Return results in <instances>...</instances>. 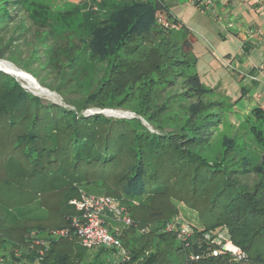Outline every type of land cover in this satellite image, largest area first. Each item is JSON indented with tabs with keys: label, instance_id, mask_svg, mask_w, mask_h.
<instances>
[{
	"label": "trees",
	"instance_id": "1",
	"mask_svg": "<svg viewBox=\"0 0 264 264\" xmlns=\"http://www.w3.org/2000/svg\"><path fill=\"white\" fill-rule=\"evenodd\" d=\"M94 1L96 10H83L80 0L54 12L35 0H0V60L64 103L43 100L0 70V186L63 199L55 221L33 226L41 248L30 249L24 234L11 232L20 224L10 214L17 204L0 195V264H114L113 249L98 246L89 255L77 242L71 222L78 211L68 200L82 192L129 208L134 200L151 208L160 196L182 193L196 209L197 222L186 219L189 234L175 242L159 231L175 210L152 207L157 228L132 243L120 237L132 253L119 264H157L164 253L158 243L170 236L178 264H236L224 241L250 264H264V156L252 163L232 136L214 151L222 112L194 70L191 33L162 0ZM250 115L264 124V108ZM251 132L264 146L262 131ZM201 199L207 205L198 207ZM7 246L15 248L5 252Z\"/></svg>",
	"mask_w": 264,
	"mask_h": 264
},
{
	"label": "rangeland",
	"instance_id": "2",
	"mask_svg": "<svg viewBox=\"0 0 264 264\" xmlns=\"http://www.w3.org/2000/svg\"><path fill=\"white\" fill-rule=\"evenodd\" d=\"M35 1L46 3L50 7L51 11L54 12H56L57 10L67 9L73 6L72 4L80 2V0L78 2L77 0ZM82 1H84L85 3L83 5V10L98 9V4L96 3V1L81 0V2ZM171 2L172 0L166 1L168 7L173 13L180 12L178 14V18H180L181 13H183L185 16L188 14L185 10V7L191 6V3L188 0H173L176 6L171 5ZM79 21L80 19L76 20L75 23H79ZM192 30L194 35V42L191 51L192 54L196 57L194 70L199 75L203 85L206 88H210L213 90L206 95V99L219 102V105H214L213 109L214 111L220 110L222 112L220 123L215 128L214 132L215 136L212 142L214 151L222 149V143L226 136H232L234 137L235 145L239 149L247 153L252 163L255 164L260 162V160L264 156V146L255 139L253 133L251 132V127L256 126L257 128H259L262 131V135L264 137V124L250 115V111L253 108L248 111V109L244 107L243 109L245 110H240L236 107H233L235 104L240 102V100L243 102V98H240L242 94L241 87L247 82L245 79H240L238 77V74L235 71L241 72V69L235 67V64L233 63L234 61H230V59L233 58H235L234 60H238L241 58V56L238 54L240 51V47L234 44L227 37L219 38V42L215 44L210 39L203 37L201 33L196 31V29L192 28ZM228 54L230 55V57L227 56ZM0 63L13 65L11 62L3 59L0 60ZM13 66L16 67L15 65ZM0 70L6 72V70L1 65ZM6 73H8V71ZM16 79L26 90L39 96L43 100L51 101L60 105L64 104L62 101V97L56 92L50 91L49 89L42 87L41 85L40 86L44 90L40 91V89L35 87L33 84L23 81L18 77H16ZM242 102L240 103L242 104ZM101 110L102 109L88 108L87 110H85V112L90 114L92 111H97L103 113L104 115L113 117L133 116V113L128 110L107 108L104 109V111ZM0 191L2 193H0V195L5 197L12 204H17L15 208L10 209V214L15 217V220L18 223H20L19 227H17L18 229L11 231L12 234H14V237L18 238L22 233L28 240V243H26L25 246L30 247V249L41 248V242L37 239L33 240L31 238L35 237L37 234L35 232L36 229L33 226H44L47 223L55 221L58 218L59 209H61L60 206L63 205L62 194L60 192H49L46 194L35 196L28 191H19L16 189L8 190L1 186ZM182 196V193H177V196L175 197H172V195H163L158 197L152 204V207L154 208L159 207L164 210H175L176 213L170 219V223L167 222L164 227L159 230L161 232L168 233L171 236L174 235L173 237L175 239V242L183 241L184 234L183 232H181V230L187 228L185 222L186 219L192 223L197 222L196 209H192V207L188 206L185 200L180 198ZM70 200H68V204H71ZM193 202L196 203L195 200H192V203ZM130 204L131 207L133 206L132 208H129L127 204H123L119 200V208H122L125 214L130 217V224H126L121 220L122 214L113 216L110 215L106 218V225L108 226V229L120 239L122 249L124 250L123 255L119 254L118 250L112 251L111 258H109L110 262H112V260L119 261V263L129 261L132 252L130 250V244H123L125 242V239H128L129 242L132 243L134 239L141 237L144 234H148L149 231L153 228H157L156 223L149 221V213L152 207L149 208L147 205L141 204L135 200L131 201ZM196 204H198V207H203V205H207V201H202L201 199L198 200ZM128 208L130 210H128ZM25 226H27V228H25ZM26 231L29 232L27 233ZM53 233L54 232H52V235ZM171 236L159 241L158 245L164 248V253L162 255L160 254L157 264H178L179 255L175 250L176 244L174 243L173 237ZM120 237H123L124 242H122ZM224 246L230 249L231 252H234L236 250L229 241H227ZM14 248L15 247L7 246V251L5 252H8L9 249ZM94 251L95 248L89 249L87 250V254L91 255ZM147 251L148 249L144 251V254L147 253ZM235 262L236 264H250L246 258L235 259ZM131 264H138V262L135 260L131 262ZM221 264L233 263L229 262Z\"/></svg>",
	"mask_w": 264,
	"mask_h": 264
},
{
	"label": "crops",
	"instance_id": "3",
	"mask_svg": "<svg viewBox=\"0 0 264 264\" xmlns=\"http://www.w3.org/2000/svg\"><path fill=\"white\" fill-rule=\"evenodd\" d=\"M162 1L168 7L167 0ZM171 5L176 6L173 0ZM168 9L188 29L193 42L192 28L215 44L219 38L227 37L240 47L241 58L230 61L241 69V72L235 71L238 77L247 82L241 87L242 104L238 102L233 107L245 110L244 107L248 111L254 107L264 108V0H202L199 6L191 3L185 7L188 14L181 13L180 18V12Z\"/></svg>",
	"mask_w": 264,
	"mask_h": 264
},
{
	"label": "built area",
	"instance_id": "4",
	"mask_svg": "<svg viewBox=\"0 0 264 264\" xmlns=\"http://www.w3.org/2000/svg\"><path fill=\"white\" fill-rule=\"evenodd\" d=\"M188 1L199 6L202 0ZM101 111H104V109ZM93 112L97 111H92L91 113ZM70 203L74 205L78 211V214L72 218L71 227L73 228L75 237L81 246L87 249L104 246L113 249V251L118 250L121 255L124 254L120 239L111 232L106 225L107 217L120 214H122L121 220L124 223H131L130 217L125 214L122 208H119V200L117 198L109 195H87L82 193L79 198L71 199ZM186 226V229L181 230L184 237L189 234L187 223ZM59 233L65 234L66 232L61 230ZM218 242L220 243L221 241L219 240ZM226 242L227 241H224L221 244V247L224 250L233 254L235 259H241L244 257L243 253L229 241L236 249L234 252H231L230 249L224 246ZM219 252L220 250H213L212 253L213 255H216ZM114 264H119V261H114Z\"/></svg>",
	"mask_w": 264,
	"mask_h": 264
},
{
	"label": "bare ground",
	"instance_id": "5",
	"mask_svg": "<svg viewBox=\"0 0 264 264\" xmlns=\"http://www.w3.org/2000/svg\"><path fill=\"white\" fill-rule=\"evenodd\" d=\"M6 62V61H5ZM7 63V62H6ZM0 65L8 72H10L11 74H13L14 76L18 77L19 79L26 81L28 83L33 84L35 87H37L38 89H40V91L44 90L39 83L36 81V79H33V77H31L29 74H27L26 72L22 71L21 69H18L16 67H14L13 65L10 64H3L0 63ZM32 87V86H31ZM114 111V110H113ZM114 114V113H113Z\"/></svg>",
	"mask_w": 264,
	"mask_h": 264
},
{
	"label": "water",
	"instance_id": "6",
	"mask_svg": "<svg viewBox=\"0 0 264 264\" xmlns=\"http://www.w3.org/2000/svg\"><path fill=\"white\" fill-rule=\"evenodd\" d=\"M7 72V71H6ZM8 73H10V72H8ZM11 74V73H10ZM27 74H29V73H27ZM30 75V74H29ZM31 76V75H30ZM32 77V76H31ZM34 79V78H33Z\"/></svg>",
	"mask_w": 264,
	"mask_h": 264
}]
</instances>
